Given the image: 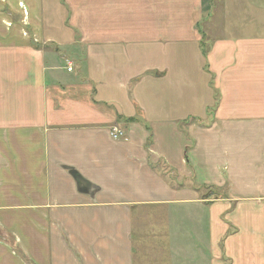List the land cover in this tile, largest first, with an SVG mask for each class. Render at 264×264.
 Segmentation results:
<instances>
[{
	"label": "crops",
	"instance_id": "0c3cea01",
	"mask_svg": "<svg viewBox=\"0 0 264 264\" xmlns=\"http://www.w3.org/2000/svg\"><path fill=\"white\" fill-rule=\"evenodd\" d=\"M214 8L0 0V264H264V32Z\"/></svg>",
	"mask_w": 264,
	"mask_h": 264
},
{
	"label": "rangeland",
	"instance_id": "374dc122",
	"mask_svg": "<svg viewBox=\"0 0 264 264\" xmlns=\"http://www.w3.org/2000/svg\"><path fill=\"white\" fill-rule=\"evenodd\" d=\"M214 5L215 18L224 36L264 32V0H214ZM256 22L257 28L254 27Z\"/></svg>",
	"mask_w": 264,
	"mask_h": 264
},
{
	"label": "water",
	"instance_id": "95a60500",
	"mask_svg": "<svg viewBox=\"0 0 264 264\" xmlns=\"http://www.w3.org/2000/svg\"><path fill=\"white\" fill-rule=\"evenodd\" d=\"M70 174L74 177L76 184H77V188L80 192L82 193H89V190L91 188H93V186L91 185V183H89L88 181H86L85 179H83L78 173L77 171H75L73 168H69L66 167Z\"/></svg>",
	"mask_w": 264,
	"mask_h": 264
},
{
	"label": "built area",
	"instance_id": "2783aa9c",
	"mask_svg": "<svg viewBox=\"0 0 264 264\" xmlns=\"http://www.w3.org/2000/svg\"><path fill=\"white\" fill-rule=\"evenodd\" d=\"M72 68H69V71H71ZM110 135L113 140H126L127 139V133L124 129L119 127H113L110 130Z\"/></svg>",
	"mask_w": 264,
	"mask_h": 264
},
{
	"label": "trees",
	"instance_id": "16d2710c",
	"mask_svg": "<svg viewBox=\"0 0 264 264\" xmlns=\"http://www.w3.org/2000/svg\"><path fill=\"white\" fill-rule=\"evenodd\" d=\"M125 122L129 124L131 122H134V119L133 118L127 119ZM205 189L211 191L212 190V187H205Z\"/></svg>",
	"mask_w": 264,
	"mask_h": 264
}]
</instances>
